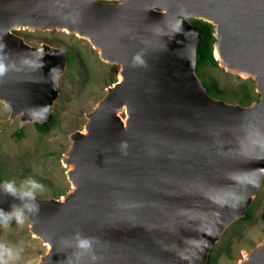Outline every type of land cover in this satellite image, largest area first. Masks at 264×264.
Segmentation results:
<instances>
[{
  "label": "water",
  "instance_id": "1",
  "mask_svg": "<svg viewBox=\"0 0 264 264\" xmlns=\"http://www.w3.org/2000/svg\"><path fill=\"white\" fill-rule=\"evenodd\" d=\"M190 19L213 27L217 66L257 101L207 92ZM18 30L74 34L118 68L68 136L69 189L36 196V264H205L264 178V0H0V102L21 128L50 118L67 54ZM235 264H264V240Z\"/></svg>",
  "mask_w": 264,
  "mask_h": 264
},
{
  "label": "rangeland",
  "instance_id": "2",
  "mask_svg": "<svg viewBox=\"0 0 264 264\" xmlns=\"http://www.w3.org/2000/svg\"><path fill=\"white\" fill-rule=\"evenodd\" d=\"M15 33L33 46L45 43L59 47L72 59L59 77L58 96L51 111L56 125L47 134H40L33 123L19 128L18 118L11 121L9 109L0 102L2 181H15L19 185L31 178L44 186L37 197L58 198L69 189L66 169L60 162L69 144L68 136L83 128L85 114L102 98L105 88L117 80L118 68L102 62L88 41L74 34L55 30H18ZM200 80H215L228 88L237 85V80L229 77L221 68L212 66L201 71ZM17 130L21 131V137L15 135ZM250 208L252 218L230 225L213 246L212 264H235L264 240V222L259 218L264 208V178ZM233 225L235 227L232 229ZM0 243L22 244L23 252L16 264H36L46 250L44 245L30 236L27 221L23 226L13 223L7 229L0 228Z\"/></svg>",
  "mask_w": 264,
  "mask_h": 264
},
{
  "label": "trees",
  "instance_id": "3",
  "mask_svg": "<svg viewBox=\"0 0 264 264\" xmlns=\"http://www.w3.org/2000/svg\"><path fill=\"white\" fill-rule=\"evenodd\" d=\"M190 22L193 26L199 30V42L197 45L196 51V73L198 77H201V71L204 70L208 66L218 67L217 63L215 62L212 50H213V43L215 38L213 36V27L204 21L198 19H190ZM67 54V66L70 65L72 56L69 53ZM229 77L237 80V85L232 88L224 87L223 85L219 84L215 80L205 81L201 80L202 84L206 88L207 92L214 98L222 99L227 102L238 103L240 105H250L251 103L255 102L259 98V94L255 91V84L251 79H243L237 75H232L226 73ZM56 125V119L51 114L50 118L41 124L35 123L34 126L36 130L42 134H47L51 129L54 128ZM15 135L17 137H21V131L17 130ZM0 180L2 181V173L0 167ZM252 218V209L249 208L246 215L233 223L234 225L238 224L242 221H248ZM260 220L264 222V208L259 216ZM232 226L233 229L235 226ZM212 250H210L207 262L205 264H212L213 263V256Z\"/></svg>",
  "mask_w": 264,
  "mask_h": 264
},
{
  "label": "clouds",
  "instance_id": "4",
  "mask_svg": "<svg viewBox=\"0 0 264 264\" xmlns=\"http://www.w3.org/2000/svg\"><path fill=\"white\" fill-rule=\"evenodd\" d=\"M43 189L41 183L31 178L19 185L15 181L0 182V195L14 201L8 210L0 208V228L7 229L13 223L23 226L27 219L35 217L40 210L36 195ZM22 252V244L0 243V264H16Z\"/></svg>",
  "mask_w": 264,
  "mask_h": 264
},
{
  "label": "bare ground",
  "instance_id": "5",
  "mask_svg": "<svg viewBox=\"0 0 264 264\" xmlns=\"http://www.w3.org/2000/svg\"><path fill=\"white\" fill-rule=\"evenodd\" d=\"M15 118H21V120H23V118H24V116L22 115V113L21 112H19L16 116H15Z\"/></svg>",
  "mask_w": 264,
  "mask_h": 264
}]
</instances>
